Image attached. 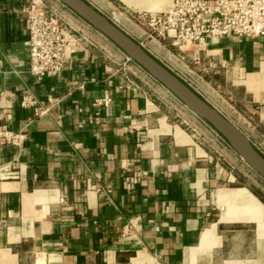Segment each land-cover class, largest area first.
<instances>
[{
    "label": "crops",
    "instance_id": "obj_1",
    "mask_svg": "<svg viewBox=\"0 0 264 264\" xmlns=\"http://www.w3.org/2000/svg\"><path fill=\"white\" fill-rule=\"evenodd\" d=\"M30 1L0 0V127L25 134L20 143L0 136V264H264V201L238 182L230 142L62 0L42 1L66 25L67 61L39 80ZM88 1L133 20L172 0ZM118 25L132 37L146 31ZM153 47L198 70L196 91L258 147L264 35L183 48L160 36Z\"/></svg>",
    "mask_w": 264,
    "mask_h": 264
},
{
    "label": "built area",
    "instance_id": "obj_2",
    "mask_svg": "<svg viewBox=\"0 0 264 264\" xmlns=\"http://www.w3.org/2000/svg\"><path fill=\"white\" fill-rule=\"evenodd\" d=\"M27 12L30 70L39 80L45 76L57 75L65 67L72 43L66 25L61 16L42 0H31ZM116 16L114 11L110 18L118 24ZM138 17L152 26L162 38L179 48L189 42L200 43L207 37L224 34L249 37L264 35V0H172L166 10L141 11ZM77 39L79 37H74V41ZM172 56L173 52L169 54V58L172 59ZM125 57L126 60L134 59L126 51ZM165 65L179 76L173 67L175 64ZM182 79L191 85L187 78ZM111 100V96H105L103 101L109 104ZM0 136L8 142L20 143L25 134L1 126ZM61 200H64L63 196Z\"/></svg>",
    "mask_w": 264,
    "mask_h": 264
},
{
    "label": "water",
    "instance_id": "obj_3",
    "mask_svg": "<svg viewBox=\"0 0 264 264\" xmlns=\"http://www.w3.org/2000/svg\"><path fill=\"white\" fill-rule=\"evenodd\" d=\"M62 1L107 34L153 76L167 86L169 90L184 101L194 112L213 124L240 153L241 157L264 178V155L234 122L217 110L207 99L201 96L140 42L88 0Z\"/></svg>",
    "mask_w": 264,
    "mask_h": 264
},
{
    "label": "rangeland",
    "instance_id": "obj_4",
    "mask_svg": "<svg viewBox=\"0 0 264 264\" xmlns=\"http://www.w3.org/2000/svg\"><path fill=\"white\" fill-rule=\"evenodd\" d=\"M91 1L94 2L95 0H91ZM121 10L124 11V9L122 7L118 6V7H114V8H111L109 10H105V11L109 15V17H113L114 11H116V14H117L116 19L118 21V24H120V25L123 24L124 20H127L128 22L134 21V23L137 22L139 24L144 23L146 26V31L144 33L132 32L133 37L138 42H140L141 44L143 43V45H145V48L150 49V51L152 53L157 55V57L163 63L175 64V65H173V67L179 73V77L181 79H182V77L187 78L188 79L187 81H189L191 83L190 86L194 90H197L198 92H203V88H202L203 85L201 84L200 79H199L200 78L199 77V71L196 70L195 68H192V70H190L189 68L182 66L181 61L185 60V58L182 57L181 55L173 52L174 54L172 56V59H170L169 54L172 53L171 51L168 52V49H166L165 51L161 52V51H158L156 48H154L153 46L160 45V35L158 34V32L152 26H150L147 22H145V21L142 22L139 18L136 19V17H133V20L128 19V18L126 19V15L124 13H122ZM138 14L139 13L137 12V15H136L137 17H138ZM126 28L128 29V27H126ZM129 30H130V28H129ZM113 42H115V41L113 40ZM172 50L174 51V49H172ZM195 72H197V73H195ZM178 118L182 119V117L180 115H176V119H178ZM244 129H245L246 133H251L250 129L247 128V126L244 127ZM252 139L256 142L259 149L264 152V140L262 138H258V137L255 138L254 136H252ZM239 155H240V153H239ZM240 157H241V155H240ZM236 170L239 173L238 182H246L250 187H252L262 197H264V178L244 158L241 157L240 162L236 167Z\"/></svg>",
    "mask_w": 264,
    "mask_h": 264
},
{
    "label": "trees",
    "instance_id": "obj_5",
    "mask_svg": "<svg viewBox=\"0 0 264 264\" xmlns=\"http://www.w3.org/2000/svg\"><path fill=\"white\" fill-rule=\"evenodd\" d=\"M263 154V153H262ZM257 194H259L257 191H255ZM260 195V194H259ZM261 199L264 201V197L260 195Z\"/></svg>",
    "mask_w": 264,
    "mask_h": 264
}]
</instances>
